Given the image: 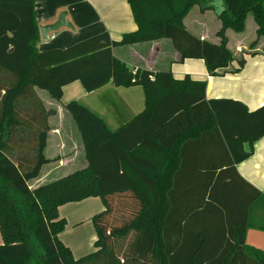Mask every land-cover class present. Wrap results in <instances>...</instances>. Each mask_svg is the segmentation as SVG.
Returning a JSON list of instances; mask_svg holds the SVG:
<instances>
[{
  "label": "trees",
  "instance_id": "trees-1",
  "mask_svg": "<svg viewBox=\"0 0 264 264\" xmlns=\"http://www.w3.org/2000/svg\"><path fill=\"white\" fill-rule=\"evenodd\" d=\"M127 2L136 28L118 39L103 31L39 49L34 0H0V264H264V249L245 242L248 228L264 231V191L235 167L264 136V104L250 110L239 99L206 98L205 79L133 69L112 51L167 38L179 60L202 59L217 75L234 59L226 30L243 31L250 13L249 48L264 38V0ZM194 6L219 18L218 43L184 26ZM243 54L231 71L242 68ZM74 81L87 92L109 82L140 86L144 107L111 129L81 102L64 104L87 165L30 188L50 161L44 149L54 112L37 89L59 101ZM91 197L103 204L91 217L94 249L75 257L59 237L66 224L59 206Z\"/></svg>",
  "mask_w": 264,
  "mask_h": 264
},
{
  "label": "crops",
  "instance_id": "crops-1",
  "mask_svg": "<svg viewBox=\"0 0 264 264\" xmlns=\"http://www.w3.org/2000/svg\"><path fill=\"white\" fill-rule=\"evenodd\" d=\"M63 11L73 28L58 29L54 32L53 39H42L39 34V49L63 48L103 31H107L111 38L118 39L124 32L136 28L127 0H34L38 26L53 23ZM249 16L252 18L249 13L243 31L226 30L227 46L234 59L226 70L217 75H209L202 59L179 60V54L167 38L115 46L112 51L116 58L133 69L170 70L176 77L188 74L197 79H205L206 98L239 99L248 109L253 110L264 104V38H260L254 48H249L256 38L254 21L251 32L244 35ZM183 24L199 39L219 42L216 32L221 22L212 10L202 12L194 6L184 17ZM243 51L246 53L243 54ZM241 54L245 59L242 68L237 72L231 71L236 67V59ZM38 95L46 108L54 109L53 114L48 117L50 128L44 149V154L50 161L41 167L36 178L28 182L30 188L64 176V171L87 165L79 130L71 115L64 109V104L71 100L85 104L100 115L111 129L123 125L144 107V93L140 86H117L111 82L87 92L79 81H74L63 87L62 97L57 103L50 96L52 100L45 101ZM209 145L212 146V143H207L206 147ZM235 167L248 183L259 191H264V136L253 143L252 154ZM98 200V197H91L59 206V214L66 221L59 237L75 257L94 249L95 229L93 224L92 228H84L86 223L83 221H91V217L103 209L102 202L99 203ZM259 210L260 208L256 212ZM84 233L86 236L82 237ZM245 242L249 246L264 249V231L248 228Z\"/></svg>",
  "mask_w": 264,
  "mask_h": 264
},
{
  "label": "water",
  "instance_id": "water-1",
  "mask_svg": "<svg viewBox=\"0 0 264 264\" xmlns=\"http://www.w3.org/2000/svg\"><path fill=\"white\" fill-rule=\"evenodd\" d=\"M65 17H66V12L63 11L58 15L57 19L53 23L39 26L38 30L40 37L42 39H46L47 34L54 33L62 27H67L72 29L73 28L72 24L69 21H67Z\"/></svg>",
  "mask_w": 264,
  "mask_h": 264
},
{
  "label": "rangeland",
  "instance_id": "rangeland-1",
  "mask_svg": "<svg viewBox=\"0 0 264 264\" xmlns=\"http://www.w3.org/2000/svg\"><path fill=\"white\" fill-rule=\"evenodd\" d=\"M213 2H214V4H216L217 6H218V3H217V0H213ZM253 25H254V23H253V20H252V18H251V16H249V18H248V20H247V27H246V30H245V34L244 35H248L250 32H251V29H252V27H253ZM238 58H240V56L239 57H237V59ZM237 59H236V64H237ZM37 93L38 94H40L41 95V97H42V99H44L45 101H46V99H51L50 97H49V95L47 94V92L46 91H44V90H39V89H37ZM52 100V99H51ZM53 101H55L56 103L58 102V100H53ZM83 104V103H82ZM85 105V104H84ZM77 164V163H76ZM79 167H77V168H73V169H70V170H68V171H64V173H63V175H66V174H68V173H70V172H72V171H74V170H77ZM80 169V168H79ZM99 201V203H101V201L100 200H98ZM71 218H72V216H71ZM70 221L72 222V220L70 219ZM84 223H86V224H84V228H88V226H90L91 228H92V223H91V221H90V219L89 220H85V221H83ZM71 225V224H70ZM76 227V226H75ZM83 227V226H82ZM86 236V234L84 233L83 235H82V237H85ZM1 243V242H0Z\"/></svg>",
  "mask_w": 264,
  "mask_h": 264
},
{
  "label": "built area",
  "instance_id": "built-area-1",
  "mask_svg": "<svg viewBox=\"0 0 264 264\" xmlns=\"http://www.w3.org/2000/svg\"><path fill=\"white\" fill-rule=\"evenodd\" d=\"M53 38H54V33L47 34V39H53Z\"/></svg>",
  "mask_w": 264,
  "mask_h": 264
}]
</instances>
